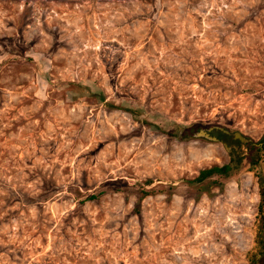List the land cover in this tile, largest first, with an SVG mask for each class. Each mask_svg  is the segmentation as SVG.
Listing matches in <instances>:
<instances>
[{
    "label": "rangeland",
    "instance_id": "374dc122",
    "mask_svg": "<svg viewBox=\"0 0 264 264\" xmlns=\"http://www.w3.org/2000/svg\"><path fill=\"white\" fill-rule=\"evenodd\" d=\"M263 134L264 0H0V264H255Z\"/></svg>",
    "mask_w": 264,
    "mask_h": 264
},
{
    "label": "trees",
    "instance_id": "16d2710c",
    "mask_svg": "<svg viewBox=\"0 0 264 264\" xmlns=\"http://www.w3.org/2000/svg\"><path fill=\"white\" fill-rule=\"evenodd\" d=\"M192 129H186L183 131L182 135L179 136L180 139H185L186 137L190 136L191 134L195 133ZM251 151L257 153L262 152L264 153V134L262 138L258 141V143L250 148ZM231 166L229 164L223 165L221 167H212L206 170H202L198 173L197 177L194 179V183H201L204 180L212 177H227L231 171ZM90 200H94L95 197H89Z\"/></svg>",
    "mask_w": 264,
    "mask_h": 264
},
{
    "label": "flooded vegetation",
    "instance_id": "af4514ba",
    "mask_svg": "<svg viewBox=\"0 0 264 264\" xmlns=\"http://www.w3.org/2000/svg\"><path fill=\"white\" fill-rule=\"evenodd\" d=\"M197 131L198 130H196V132ZM207 135L208 137L215 139V142L220 144L222 147L225 146L228 148V152L226 153L227 155L233 153L236 157H243L249 147V142L245 138H243L245 141L240 143L238 140L233 138V135H230L226 131L218 128L210 129ZM240 147L243 148V151L240 149Z\"/></svg>",
    "mask_w": 264,
    "mask_h": 264
},
{
    "label": "water",
    "instance_id": "95a60500",
    "mask_svg": "<svg viewBox=\"0 0 264 264\" xmlns=\"http://www.w3.org/2000/svg\"><path fill=\"white\" fill-rule=\"evenodd\" d=\"M210 131V129H207L205 131L203 130H198L196 133L193 134L194 138H203L207 141L210 142H215V139L208 137L207 133ZM233 138L238 140L240 143H243L245 140L237 133L233 134ZM223 148L225 149L226 152H228V148H226L225 146H223ZM240 149L243 151V148L240 147ZM255 264H264V248L262 249L257 261Z\"/></svg>",
    "mask_w": 264,
    "mask_h": 264
}]
</instances>
